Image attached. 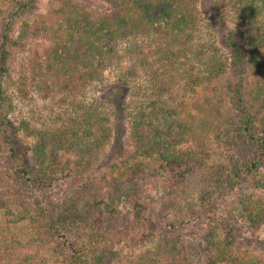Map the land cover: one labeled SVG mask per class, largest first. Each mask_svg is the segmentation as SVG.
<instances>
[{
	"label": "rangeland",
	"instance_id": "1",
	"mask_svg": "<svg viewBox=\"0 0 264 264\" xmlns=\"http://www.w3.org/2000/svg\"><path fill=\"white\" fill-rule=\"evenodd\" d=\"M62 1L0 0V44L4 30L13 41L20 42L11 46L8 61L15 80L8 83V114L15 126V155L9 152L6 138L0 132V264H60L55 252L57 242L40 236L37 220L49 210L58 213L64 209L68 210L72 223L67 240L87 250L94 248V242L98 246V240L107 244L112 250L105 252V257L112 264H141L145 255L159 252L157 246L166 238L176 241L190 264H207L206 242L210 233L222 236L224 241L228 239L236 256L256 257L259 264H264V225L252 232L245 212L248 199H264V189H255L250 183L264 178V165L257 172L245 169L259 156V147L256 140L244 136L234 95L238 88L247 90L251 86L256 79L252 71L229 68L211 83L170 95L179 105L176 117L181 121L191 113L201 127L199 121L205 119V113L216 111L217 128L213 132L203 135L201 141L186 139L187 142L178 145L180 153L199 155L198 163L188 166L189 174L183 175L174 166L135 153L125 132L119 139L112 138L104 144L94 158L81 155L77 149L56 146L50 149L48 145L45 162H56L62 172L59 179L41 192L20 181L12 167L23 162L36 168L39 155L36 148L74 122L83 108L99 110L100 115L106 112L108 116H102L110 121L104 123L114 125L112 110L103 97L117 78L118 69L106 71L104 82L99 78L79 92H64L57 85L47 89L45 83L55 77L54 71L48 72L43 66L37 68L36 64H43L41 56L44 48L52 46V38L41 33L38 37L24 34L22 37L25 24L47 18ZM73 1L99 10L110 9L101 0ZM196 1L204 40L216 42L219 54L232 60L219 23L224 20L228 30L239 34L248 33L247 24L227 6L228 0ZM215 3L220 4L218 13L213 11ZM248 60L245 58L246 63ZM251 128L257 138L264 136L260 118L254 120ZM136 163L142 164V170L126 177ZM74 170L76 175L71 174ZM178 174L181 176L172 181L171 177ZM35 181L40 185L38 179ZM18 190L22 192L17 193ZM18 196L22 203L13 201ZM98 230L106 234L105 239L93 238Z\"/></svg>",
	"mask_w": 264,
	"mask_h": 264
},
{
	"label": "trees",
	"instance_id": "2",
	"mask_svg": "<svg viewBox=\"0 0 264 264\" xmlns=\"http://www.w3.org/2000/svg\"><path fill=\"white\" fill-rule=\"evenodd\" d=\"M101 1L107 3L110 9L99 10L80 1L64 0L47 18L25 24L22 37L23 34L38 37L41 33L52 38V46L44 48L41 56L43 64H36L37 68L43 66L48 72L54 71L56 78L45 83L47 89L57 85L64 92H79L99 78L104 82L106 71L118 69L117 78L109 84L110 91L103 97L112 110L114 125L105 124L110 121V118L102 116H108L106 112L100 115L99 110H87L76 104L83 110L77 113L75 121L52 134L48 144L42 143L36 148L39 154L36 168L32 169L23 162L12 167L20 181L41 192L59 179L62 172L56 162H45L48 145L50 149L53 146L77 149L81 155L94 158L104 144L112 138L119 139L125 132L130 136L135 153L174 166L182 170L183 175L186 172L189 174L188 166L197 164L199 155L180 153L178 145L186 139L201 141L203 135L213 132L217 128L216 111L211 109L205 113V119L199 121L201 127L196 123L197 117L191 113H188V119L181 121L176 117L179 105L170 95L175 91H179L178 94L189 92L211 83L229 68L238 72L252 71L256 77L247 90L238 88L234 95L240 109L244 136L256 140L259 147V156L245 169L259 171L264 165V136L257 138L251 127L254 120L260 118L264 134V0L226 2L248 27L247 34H239L228 30L224 20L219 23L232 60L219 54L216 42L204 40L196 0ZM219 8L220 4L215 3L213 11L218 13ZM19 43L4 30L0 44V132L5 136L12 155L16 153V143L15 126L8 114V83L15 80H12L8 61L11 46H18ZM247 57L249 60L246 63ZM38 71L40 69L36 74ZM21 80L23 84V78ZM168 96L172 101L167 99ZM141 167V163L131 166L126 177L142 170ZM76 171H71V174L76 175ZM179 175L172 176V181H176ZM35 178L42 186L37 185ZM250 183L255 189H264V178ZM125 191L128 192L127 189ZM20 197L13 201L22 203ZM245 205L250 230L257 232L264 225V199H248ZM68 214L65 209L58 213L49 210L37 220L40 236L57 242L55 252L59 263L112 264L106 261L105 252L112 250L107 244L98 240V246L94 242V248L87 250L85 246L67 240L66 235L70 233L68 227L72 224ZM105 235L98 230L93 238L105 239ZM221 237L216 233L208 236L207 264H259L256 257L236 256L228 239L224 241ZM78 238L82 244V238ZM163 241L157 246L159 252L154 256L145 255L141 264H190L175 240L166 238ZM164 256L166 263L163 262Z\"/></svg>",
	"mask_w": 264,
	"mask_h": 264
}]
</instances>
